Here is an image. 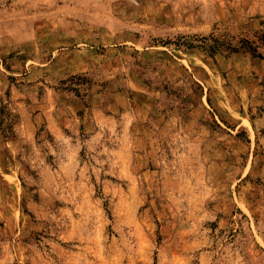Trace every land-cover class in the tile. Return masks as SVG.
Masks as SVG:
<instances>
[{
  "label": "rangeland",
  "instance_id": "374dc122",
  "mask_svg": "<svg viewBox=\"0 0 264 264\" xmlns=\"http://www.w3.org/2000/svg\"><path fill=\"white\" fill-rule=\"evenodd\" d=\"M0 264H264V0H0Z\"/></svg>",
  "mask_w": 264,
  "mask_h": 264
},
{
  "label": "trees",
  "instance_id": "16d2710c",
  "mask_svg": "<svg viewBox=\"0 0 264 264\" xmlns=\"http://www.w3.org/2000/svg\"><path fill=\"white\" fill-rule=\"evenodd\" d=\"M203 45L201 47L210 52V53H215L217 51H230V52H240L243 50H250L253 52L255 57H261L262 55L258 54L256 51V48H253L251 45H249L248 41L246 40H241V41H236L234 42H226L224 40H220L214 37H208L204 38L202 40ZM242 44V46H241ZM184 46H188L190 48L195 47L194 43H190L188 41H185L183 43Z\"/></svg>",
  "mask_w": 264,
  "mask_h": 264
}]
</instances>
